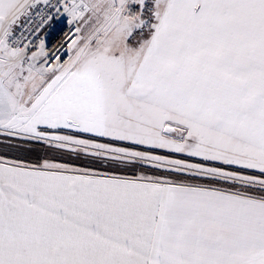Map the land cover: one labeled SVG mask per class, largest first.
I'll use <instances>...</instances> for the list:
<instances>
[{
    "label": "snow or ice",
    "instance_id": "snow-or-ice-1",
    "mask_svg": "<svg viewBox=\"0 0 264 264\" xmlns=\"http://www.w3.org/2000/svg\"><path fill=\"white\" fill-rule=\"evenodd\" d=\"M0 145V264H264V0H0Z\"/></svg>",
    "mask_w": 264,
    "mask_h": 264
},
{
    "label": "built area",
    "instance_id": "built-area-1",
    "mask_svg": "<svg viewBox=\"0 0 264 264\" xmlns=\"http://www.w3.org/2000/svg\"><path fill=\"white\" fill-rule=\"evenodd\" d=\"M36 23H39V17H36L34 22H30L31 26H34ZM23 30L24 29H21V31ZM65 34L70 35V26L67 24V20L64 18L51 22L50 24L42 27L39 29L35 37L28 35V33L25 32V35L28 36V39L33 40L36 44H38L40 40H43L49 50H55L58 48L61 42L66 40Z\"/></svg>",
    "mask_w": 264,
    "mask_h": 264
},
{
    "label": "rangeland",
    "instance_id": "rangeland-1",
    "mask_svg": "<svg viewBox=\"0 0 264 264\" xmlns=\"http://www.w3.org/2000/svg\"><path fill=\"white\" fill-rule=\"evenodd\" d=\"M24 147L26 148L27 146H24ZM24 147H21L19 149H15V148L4 149V147L2 145H0V151H3L4 154L9 156V157L21 158L22 159V155H23L24 150H25ZM76 163L77 164H82V163H86V161H76Z\"/></svg>",
    "mask_w": 264,
    "mask_h": 264
},
{
    "label": "trees",
    "instance_id": "trees-1",
    "mask_svg": "<svg viewBox=\"0 0 264 264\" xmlns=\"http://www.w3.org/2000/svg\"><path fill=\"white\" fill-rule=\"evenodd\" d=\"M41 155H43L42 149H39V148L28 149L26 147L22 155V159L34 161L38 156H41Z\"/></svg>",
    "mask_w": 264,
    "mask_h": 264
}]
</instances>
